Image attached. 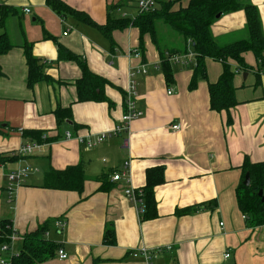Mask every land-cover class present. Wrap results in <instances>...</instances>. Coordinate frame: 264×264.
Listing matches in <instances>:
<instances>
[{
  "label": "crops",
  "instance_id": "1",
  "mask_svg": "<svg viewBox=\"0 0 264 264\" xmlns=\"http://www.w3.org/2000/svg\"><path fill=\"white\" fill-rule=\"evenodd\" d=\"M61 1L104 24L110 7L124 0ZM183 1L180 4L185 5L188 0ZM244 1L258 8L264 32V0ZM131 5L136 6L128 2L112 8L111 15L128 16L125 8ZM2 6L12 12L0 24V34L6 32L14 46L0 55V153H16L27 142L38 146L16 161L0 164V223L8 221L21 237L52 223L43 236L61 246L67 257L60 259L55 252L38 264H147L129 255L141 247L149 249L153 264H264V224L251 225L236 199L244 158L252 163L264 161V72L256 81L252 52L243 55L252 67L249 71L229 60L238 72L233 79L237 104L228 111V123L224 110L210 108L208 83L217 80L221 63L206 58V78L192 87L193 69L174 65L168 85L156 67L160 57L148 35L143 39L144 53L129 54L139 41L134 27L114 30L111 44L94 25L69 13L59 15L45 0H0ZM26 8L30 11L25 12ZM245 21L244 11L237 10L220 16L211 29L219 42L226 43L222 41L245 35ZM24 39L50 79L31 88L26 85ZM59 44L110 82L104 95L111 105L103 100L77 101L74 81L81 70L73 60L57 61ZM140 65L145 72L135 77V106L143 114L130 123L128 135L111 134L91 148L80 143L77 134L93 136L119 122L129 73ZM57 105L69 107L72 117L60 127L53 114ZM176 122L180 128L173 130ZM33 131L43 132L41 139L49 140L38 142ZM66 131L72 137L66 138ZM125 160L140 208L124 194L126 181L112 179ZM77 164L85 174L80 192L42 186L50 169ZM25 165L29 169L10 199L7 175ZM157 167H162V180L153 188L156 214L145 217L143 187L148 170ZM184 208L190 211L175 212ZM58 218L66 221L61 230L53 226ZM108 225L114 233L112 244L103 240ZM21 242H16L17 248Z\"/></svg>",
  "mask_w": 264,
  "mask_h": 264
},
{
  "label": "trees",
  "instance_id": "2",
  "mask_svg": "<svg viewBox=\"0 0 264 264\" xmlns=\"http://www.w3.org/2000/svg\"><path fill=\"white\" fill-rule=\"evenodd\" d=\"M128 2H135V0L118 1L110 7L106 22L98 24L84 12L69 7L61 0H45L46 5L59 15L63 16L64 13H69L80 21L94 25L111 44L114 42L112 38L114 30H122L128 27L136 28L139 33L136 48L139 54L144 53L143 39L144 35H148L159 53L160 60L156 67L160 68L168 85L173 81L174 65H178L169 60V55L186 54L188 51L195 53L194 63L184 65L193 69L189 82L190 87L194 86L198 79L206 78V58L219 61L222 65V71L215 82L208 83L210 108L217 112L224 110L227 113L226 122L230 123L231 117L228 111L237 104V100L235 96L236 87L233 82L235 70L231 68L229 60L235 61L238 67L244 71H249L252 67L245 62L243 55L250 51L256 58V81L260 78V72H264V32L258 8L251 2L244 0H188L185 5L180 4L181 0H163L159 1L160 4H157L151 11H137L131 17L111 15L112 8L122 7ZM237 10H243L245 14V35L230 42H219L213 35L212 24L223 14ZM11 12L12 9L8 6L0 7V24L3 25ZM217 14H219L218 17ZM159 23L169 29L170 33L167 39L170 37L171 40L174 37L178 38H175L173 42L161 38L157 28ZM13 46L14 44L8 34L6 32L1 33L0 55L8 52ZM21 46L27 66L26 85L31 88L35 83L42 80H50L42 70L44 63L33 55L31 43L24 39ZM130 52L132 53V51ZM58 60H73L81 70V76L74 81L77 101L103 100L111 105L110 99L104 95L105 86L110 82L101 75L92 72L81 56L59 44L57 48ZM53 114L58 127L66 124L72 118L70 108L60 105L56 106ZM42 133L33 131L38 142L48 141V137L41 139ZM19 157L15 153H0V164L16 161ZM241 168L243 176L236 188L238 207L246 214L251 225H262L264 224V203L258 196V190L261 188L264 194V161L252 163L245 157ZM246 172L249 173L250 177V183L247 186L243 184ZM161 180L162 167L148 170L147 182L143 187V200L146 206L145 217L156 214L153 188ZM84 181V169L82 165L77 164L62 170L50 169L44 174L42 186L80 192ZM189 211V208H184L176 209L175 212L185 214ZM6 222L8 221L0 223V231L4 239L11 231L10 228H6ZM49 226H52V223L46 222L33 232L24 234L20 247L17 248L18 253L12 259V264H38L55 255L59 245L43 236ZM103 240L106 244L114 242L113 229L109 225L105 229Z\"/></svg>",
  "mask_w": 264,
  "mask_h": 264
},
{
  "label": "built area",
  "instance_id": "3",
  "mask_svg": "<svg viewBox=\"0 0 264 264\" xmlns=\"http://www.w3.org/2000/svg\"><path fill=\"white\" fill-rule=\"evenodd\" d=\"M135 4H136V10L138 12H147V11H151L156 7L157 0H135ZM29 11L30 9L28 8L25 9V12H29ZM64 34H66V32H64ZM130 55H133L134 57H140V54L136 48L132 50V53ZM194 57H195V53H193L192 51H188V53L186 54L176 53L173 55H169L168 58L171 62L175 64L186 65V64L194 63ZM144 72L145 70L142 65L136 66L130 71L129 85L128 88L126 89V94H125L126 96L124 99V109L119 122L110 131L107 132L95 133L93 136L90 135L82 136L77 134L75 138L80 143H83L86 147L91 148L102 143L111 134L128 135L130 123L134 119L140 117L143 114L142 111L137 109L135 106V98L137 96V81L135 77L137 74H141ZM235 72L238 71L235 70ZM170 92L171 91H168V93ZM171 128L173 130H177L180 128V124L177 122L173 123L171 125ZM64 135L66 138L72 137L71 132L68 131H66ZM122 144L124 147H128V140L123 139ZM37 146H38L37 142H27L21 145L15 154L19 156L30 154ZM28 169H29V165H25L23 167L14 169L10 173H8L7 177H8V189L10 190L9 192L10 199L12 198L11 197L12 191H14V189L21 184ZM112 179L113 180L124 179L126 181L127 185L124 188V194L130 200H132L138 208H140L139 207V204L141 203L140 196L138 195L137 191L134 190L130 185L128 160H125L123 162L122 169L117 170L113 173ZM65 224L66 221L63 218L55 219L53 222V226L55 227L56 230L63 229ZM6 228H11V227L7 225ZM3 237L4 236L0 231V264H12L13 257L18 253V249L15 244L17 241L22 240V237L19 236L16 233L15 229L12 228L11 231L6 235L5 239ZM56 252L60 259H65L67 257L65 250L61 246H58ZM129 255H131L134 258H142L144 261H146L147 264H153L151 261L152 259L151 252L147 248L144 247L135 248L129 251ZM224 256L227 257L228 253H226Z\"/></svg>",
  "mask_w": 264,
  "mask_h": 264
},
{
  "label": "rangeland",
  "instance_id": "4",
  "mask_svg": "<svg viewBox=\"0 0 264 264\" xmlns=\"http://www.w3.org/2000/svg\"><path fill=\"white\" fill-rule=\"evenodd\" d=\"M184 1L183 0H181V3L182 4H184L183 3ZM135 3V2H134ZM132 7V8H131ZM131 7H128V9H126L125 7H123V9L125 8V12H126V14L128 15V16H133V15H135L136 13H137V10H136V6L134 7V5H131ZM157 28H158V31H159V36L161 37V38H164V39H167L168 38V35H169V29L166 27V26H163V25H161V23H159L158 25H157ZM231 38H235V36H232ZM229 40H232V39H229ZM166 41H168V42H173V38H172V40H171V37L169 38V39H167ZM222 42H227V41H222ZM216 62H218V63H220L219 61H215V63Z\"/></svg>",
  "mask_w": 264,
  "mask_h": 264
},
{
  "label": "water",
  "instance_id": "5",
  "mask_svg": "<svg viewBox=\"0 0 264 264\" xmlns=\"http://www.w3.org/2000/svg\"><path fill=\"white\" fill-rule=\"evenodd\" d=\"M218 16H219V14H217V17ZM245 76H246V73H244V77ZM249 183H250L249 173L246 172L244 175L243 184L247 186V185H249ZM258 196L261 197V202L264 203V194H263V191L261 188L258 190Z\"/></svg>",
  "mask_w": 264,
  "mask_h": 264
}]
</instances>
